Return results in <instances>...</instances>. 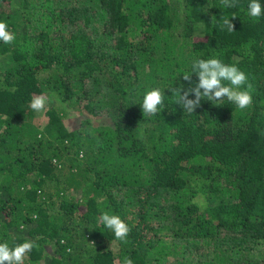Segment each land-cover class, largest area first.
<instances>
[{
  "label": "trees",
  "instance_id": "16d2710c",
  "mask_svg": "<svg viewBox=\"0 0 264 264\" xmlns=\"http://www.w3.org/2000/svg\"><path fill=\"white\" fill-rule=\"evenodd\" d=\"M248 3L0 0L15 34L0 41V243L33 241L24 264H264V15ZM212 57L246 73L251 106L174 102Z\"/></svg>",
  "mask_w": 264,
  "mask_h": 264
},
{
  "label": "clouds",
  "instance_id": "9594fccd",
  "mask_svg": "<svg viewBox=\"0 0 264 264\" xmlns=\"http://www.w3.org/2000/svg\"><path fill=\"white\" fill-rule=\"evenodd\" d=\"M226 7H234L235 0H221ZM248 14L251 17H260L264 15V6L260 0H249ZM233 19L235 16L232 17ZM215 23V18H212ZM227 28L229 32L234 31V24L231 19L224 17L221 25ZM15 40V34L8 29L6 21L0 20V41L5 44H11ZM193 74L197 77L192 80L191 75H183L182 78L187 82V88L182 87L169 89L171 95L175 97L174 102L184 111L193 113L200 106L204 97L210 102H221L227 99L238 109L244 110L252 104V85L248 83V77L235 65H229L216 57L208 59H196L192 65ZM247 85L246 87H244ZM194 98H189V97ZM48 98L41 95H34L30 101L29 107L35 112L45 110ZM164 104V92L159 88L146 90L143 95L141 110L144 115L155 116L161 110ZM99 222L112 230L117 240L126 241L130 228L128 224L121 219L119 215L103 212L99 217ZM37 245L31 240L23 243L9 246L7 242L0 243V264H24L25 258L29 252ZM123 264H133V260L125 257Z\"/></svg>",
  "mask_w": 264,
  "mask_h": 264
},
{
  "label": "rangeland",
  "instance_id": "374dc122",
  "mask_svg": "<svg viewBox=\"0 0 264 264\" xmlns=\"http://www.w3.org/2000/svg\"><path fill=\"white\" fill-rule=\"evenodd\" d=\"M47 106V105H46ZM38 113V112H37ZM73 114H74V112H73ZM75 115V114H74ZM37 116H39V113H38V115ZM36 116V117H37ZM77 117V116H76ZM78 119H80V118H78ZM36 120H37V118H36ZM38 121V120H37ZM106 120L105 119H99V120H97V121H95V125H97V124H100V125H103V126H106V125H108V123H106L105 122ZM42 125L44 124V122H42L41 123ZM70 126H74V121L72 120L71 121V123L69 124Z\"/></svg>",
  "mask_w": 264,
  "mask_h": 264
}]
</instances>
